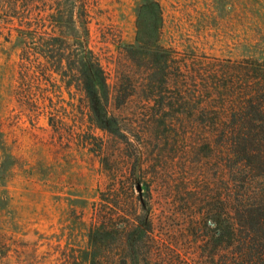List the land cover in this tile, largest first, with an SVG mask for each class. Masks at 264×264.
<instances>
[{"label": "rangeland", "instance_id": "rangeland-1", "mask_svg": "<svg viewBox=\"0 0 264 264\" xmlns=\"http://www.w3.org/2000/svg\"><path fill=\"white\" fill-rule=\"evenodd\" d=\"M151 1L160 5L156 43L167 54L153 56L136 40L138 11ZM61 9L64 20L72 13L86 23L106 78L104 109L119 133L94 126L72 70L18 69L17 30L38 42ZM255 71L264 74V0H0V264H72L88 248L101 194L132 176L166 264L219 260L226 248L210 240L213 220L228 217L207 216L222 170L200 108L216 116L236 76ZM125 192L127 201L139 194Z\"/></svg>", "mask_w": 264, "mask_h": 264}, {"label": "trees", "instance_id": "trees-1", "mask_svg": "<svg viewBox=\"0 0 264 264\" xmlns=\"http://www.w3.org/2000/svg\"><path fill=\"white\" fill-rule=\"evenodd\" d=\"M67 16L63 9L52 11L50 31L43 32L46 36L38 42L27 41L23 30H17L16 38L22 40L18 69L28 73L40 68L43 74L72 70L81 83L94 126L119 133L116 121L104 109L106 78L88 47L86 23L79 14L77 20L71 13L66 21ZM137 22V42L146 44L153 56L167 54L156 43L162 24L159 3L141 5ZM43 26L47 28V24ZM66 29L71 32V38L61 35ZM36 43H40L38 48ZM36 55L44 59L35 62L32 57ZM255 73L236 76L232 100L228 105L221 104L216 116L207 118L205 110L209 112L210 108H200V126L214 137L211 139L215 150L211 153L214 151L215 162L222 170L221 187L218 185L217 199L210 202L207 216L218 210L228 217L213 220L215 230L210 240L216 237L215 250L219 246L226 250L217 261L213 255L204 257L205 261L211 259L212 264H264V74L257 77L259 74ZM141 185L132 176L128 183L112 185L101 194L92 211L88 248L81 255L72 256V264H166L140 195ZM123 191L139 194L127 201L121 198ZM138 208L142 210L140 213ZM224 253H229V260Z\"/></svg>", "mask_w": 264, "mask_h": 264}]
</instances>
